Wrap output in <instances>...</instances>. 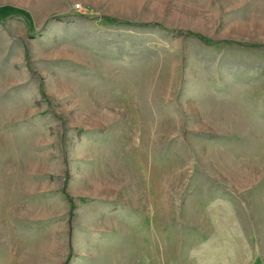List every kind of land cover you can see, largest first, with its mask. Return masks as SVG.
Masks as SVG:
<instances>
[{
	"label": "rangeland",
	"instance_id": "obj_1",
	"mask_svg": "<svg viewBox=\"0 0 264 264\" xmlns=\"http://www.w3.org/2000/svg\"><path fill=\"white\" fill-rule=\"evenodd\" d=\"M2 236L0 264H264V0H0Z\"/></svg>",
	"mask_w": 264,
	"mask_h": 264
},
{
	"label": "crops",
	"instance_id": "obj_2",
	"mask_svg": "<svg viewBox=\"0 0 264 264\" xmlns=\"http://www.w3.org/2000/svg\"><path fill=\"white\" fill-rule=\"evenodd\" d=\"M3 238H4V236H2V237H0V243H1V245L3 244ZM8 238H10V236L8 237V236H6V239H8Z\"/></svg>",
	"mask_w": 264,
	"mask_h": 264
},
{
	"label": "trees",
	"instance_id": "obj_3",
	"mask_svg": "<svg viewBox=\"0 0 264 264\" xmlns=\"http://www.w3.org/2000/svg\"><path fill=\"white\" fill-rule=\"evenodd\" d=\"M13 9H15V8H13ZM16 10V9H15ZM199 36H201L200 34H198ZM72 205V204H71Z\"/></svg>",
	"mask_w": 264,
	"mask_h": 264
}]
</instances>
